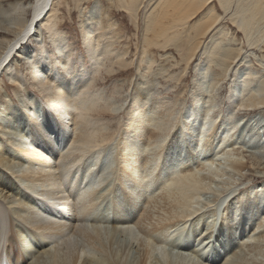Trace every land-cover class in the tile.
Segmentation results:
<instances>
[{
	"label": "bare ground",
	"instance_id": "obj_1",
	"mask_svg": "<svg viewBox=\"0 0 264 264\" xmlns=\"http://www.w3.org/2000/svg\"><path fill=\"white\" fill-rule=\"evenodd\" d=\"M54 1L30 0L26 6L29 17L22 21L17 11L23 7L18 3L13 8L14 18L3 16L7 19L3 29L15 31L12 38L1 36L4 47L0 52V70L11 63L17 48L26 46L24 42L32 27L36 29V25L43 22L54 50L53 63L60 66L62 72L50 69L48 60L52 55L44 53L41 44L35 52V56L43 55L40 65L35 66L31 56L26 58V65L29 69L34 67L30 78L36 90H44L48 103L40 108L28 99L32 106L30 104L26 116H17L15 108L7 106L6 117H0V141L7 145L0 146V245L4 242L7 218L16 217L23 221L15 224L16 236L22 249L31 245L32 253L24 251L36 255L33 264H129L128 248L134 245L138 254L136 264H152L154 259L163 264H217L219 261L223 264H264V181L239 187L244 184L243 178L248 179L245 171L249 154L258 163L249 164L259 166L256 154L264 153V132L260 136L252 134L251 128L242 134L237 132L241 122L253 125L254 129L264 121V116L258 117L259 111L264 113V0L148 1L152 4L145 10L141 50V58H147L143 61L146 67L143 71L137 70L143 81L136 84L134 100L128 105L122 134L116 141L112 137L115 132L109 133V123L89 122L86 113L100 106L95 100L80 99L82 88H87L80 86L85 74L68 68V46L60 41V34L56 35L55 17L49 16ZM144 1L119 0L134 25ZM214 1L220 12L212 5ZM222 14L229 16L228 22L241 32L242 43L234 34L229 36L223 28L217 29ZM87 16L91 22L84 38L89 59L98 64V58L103 57V61L113 50L108 46L100 48L101 40L108 33L99 21V4H94ZM243 44L250 50H263L258 63L260 72L248 67L249 61H245L248 58L242 56ZM168 45L175 48L180 60L172 55H167L170 57L167 60H173L171 66L182 63L183 69L176 76L161 68L156 70V75L172 81L171 88L176 87L181 73L199 60L191 93L192 104L188 109L186 106L173 108L181 106L178 99L153 96V90L148 89L153 87L152 83L146 89L145 83L149 81L145 75L148 77L155 64L149 49H164ZM246 53L248 51H244ZM114 57L115 65L125 66L120 53H115ZM210 69L213 77L205 80ZM11 78L15 84L16 77ZM226 78L231 83L227 101L232 108H228L225 115L218 108L224 103L218 102L217 92ZM171 88L164 86L167 91ZM76 108L81 110L79 120V115L72 114ZM122 109L120 101L110 111L117 114ZM102 110L106 112L108 108ZM235 114L243 116L238 121L233 117ZM248 133H251L250 147L246 145ZM53 134L55 137L51 140ZM258 172L264 176V167ZM103 182L109 188L100 191ZM32 193L54 203L63 202L60 215L68 223L49 221L56 216L55 211L42 202V212L53 214L48 216L47 222L45 216L38 214L39 204L35 201L40 200L31 197ZM108 201L112 210L111 229L100 224L106 222L104 202ZM92 217L100 223L88 225L87 219L92 221ZM107 229L112 238L119 235L127 240L125 248L117 238L121 248L112 250L111 247L108 254L104 245L109 234ZM62 234L64 253L60 254L51 247L52 243L50 249L48 244L61 240L59 235ZM75 234L98 247L94 250L90 246L84 252L83 247L87 246L74 240ZM191 239L193 244L189 242ZM110 240L109 245L114 246L113 239Z\"/></svg>",
	"mask_w": 264,
	"mask_h": 264
},
{
	"label": "rangeland",
	"instance_id": "obj_2",
	"mask_svg": "<svg viewBox=\"0 0 264 264\" xmlns=\"http://www.w3.org/2000/svg\"><path fill=\"white\" fill-rule=\"evenodd\" d=\"M29 1L30 0H0V52H1V49L4 47V46H2L3 44L1 45V43H4V41L1 40V36H4L5 38H12L14 31H15V29H14L12 31L6 32L3 29V28H5L4 24H6L5 20H7V19H3V16L8 17V19L14 18L16 15L13 13L14 12L13 8L16 7V4L18 3V4H20L19 5L20 8L23 7L17 11V12H19V14H18L19 20L22 21L24 19H28L30 12H29L28 7H26V6H27ZM148 1H150V0H147V1L145 0L143 5L139 8V10H138L139 19H137L136 25L133 24L132 20L130 19L129 14L120 6L119 0H118V4H117L116 0H81V2H79V3H78V0H55L51 6L53 12L51 13V15H49L50 14V12H49L45 16L47 18V16L49 15L51 18L55 17V19H56V29H55V31L57 32L56 35L60 34L61 35L60 41L63 43L66 42V44L68 46V47H66V52L69 53V55H68L69 56L68 68L70 69V71L79 72V73L83 72L85 74L84 76L81 77L82 79L84 78V82L82 84H80V86L87 87V88H82L83 95L80 96V99H89V101L95 100V102H97V104L100 106V108H98L96 111L86 113V115L90 119L89 122L90 123L92 122V124L94 122L95 123L103 122L104 124H107V125L109 123V125H108L110 127L109 133H111L113 131L115 132V134L113 133L114 135H112V137L114 138L113 141L118 140L119 137L121 136L120 134H122L123 125L126 121V113L128 111V105H129V103H131L134 100L133 94H134V90H136V84H140L143 81V80H141L140 76L138 75L137 70L140 69L141 71H143L146 67V65L144 64L143 61L147 60V58L144 60L141 58V50H142V37H143L142 28H143V22H145L144 17L146 16V13H147L145 10L147 8H149L152 4V2L148 3ZM94 4H99L100 12H101V19H99V21H101L103 29L107 30L106 33H108L107 36H105V38L101 40V42H100L101 47L100 48L108 46V47H110V50H113L112 53L110 55H107L108 57H105V59L103 61H102L103 57L98 58V60H97L98 64L97 63L94 64V61L89 59V55H90L89 48L87 46V41L85 40V38L87 37L86 31L89 29V24L91 22L88 19L87 12H89V13L91 12V9L93 8ZM212 5H214V7H216L217 12H220V8H219L218 3L216 1H214L212 3ZM81 10L83 11V13L80 14ZM47 11H48V9H47ZM228 18H229V16H224L222 14V19L219 21L217 29L223 28V30L225 32H228L229 36H232L234 34V36H236V38L238 40H240L242 43L244 41L243 35L241 34V32H239L236 29L235 25H232L228 22ZM192 22H194V21H192ZM109 26H111V28ZM14 27L15 26H13V28ZM32 28L33 29L31 30L28 38L26 39L27 41L24 42V44L27 42L26 46L23 45L21 47V49L17 48L16 51H14V55H12V57L14 56V58L11 61V63L7 67H5L7 65L6 64L0 70V117H1V119L3 117H6L5 113L7 111V106H11L12 108H15L14 110H15L17 116L20 115V116L24 117L27 115V112L29 111V108H30L31 103L29 100L32 101V104H38L40 108H42V106H44L48 103V101L44 98V90L43 89L41 91L36 90L35 82L32 81V79L30 78L31 72L34 69V67H32V69H29L28 65H26V58L28 56H31V59L33 60V64H35V66H36V64H39L40 58L43 56V55L42 56H35V52L37 51L38 47L41 44L45 48V49H43L44 53L46 52V53H49V55H52V52H54V50L52 48V43H50V41H49L50 40V38H48L49 34H47V31L45 30L43 22L38 23L36 25V29H34V26ZM91 36H92V34H91ZM243 46H244V50H243L242 56L243 57L245 56L246 58H248V59H245L246 62L249 61L250 65L248 67L252 68V70H254V71L260 72L261 70H260L258 63L261 61L263 50L262 49L261 50L253 49V48L250 50L246 47L245 44H243ZM239 47H242V44ZM244 51H248V53L244 54ZM15 52H16V54H15ZM115 53H120L122 55V57H123L122 60H123V63L125 64L124 67H120V66H117L114 64V62H115L114 54ZM149 53H150V58L155 61V64H153L152 69H150V73L148 74V77L144 74L146 77L145 79H148L147 81H149V83H145L146 89H147V85H150L152 83L151 85H153V87L150 86L148 89L153 90V91H151V94H153V96H155V95H159L162 97L168 96L169 99H171L172 101H174V100L176 101L178 99V101H179L178 103H181V106L173 107V108L180 109L183 106H186V108L188 109L189 106L192 104L191 93L193 92V86H194L193 81L195 79H197V77H196V74H197L196 66L199 64L198 63L199 60H195L194 63H191L187 67L186 71L183 72V74L181 73V76L179 77V82L176 85V87L171 88V85H173L172 84L173 82L170 81L169 79H168L169 81L165 80L162 76L156 75V73L161 68H166L168 72L170 71L169 73L175 74L176 76L181 72V70L183 69L182 63H179L177 65V66L180 65L179 67H177L175 65L171 66V64L174 63V62H172L173 60L172 61H171V59L167 60V58H170L167 55H172L173 57H175L176 60L179 61L180 57H179L177 51L175 50V48L172 45H168L164 49L163 48L158 49L155 47L154 48L150 47ZM49 58L50 59L48 60V63L50 64V69L53 70L54 72L61 71L62 68L60 66H58L57 64L53 63V62H55L53 55H52V57H49ZM202 58L204 59V57H202ZM129 60L132 61V64H128ZM44 62H47V60H45ZM262 62H263L262 64L264 65V61H262ZM110 68H111V70L113 68V70L111 71ZM106 70H108V71L110 70V72L108 73ZM210 71L211 72L208 73L207 79H205V80H209L211 77H213V73H212L213 70L210 69ZM46 72L49 73V71H46ZM11 77H14V78L16 77V79L19 82L16 80L15 81L16 83L13 84ZM156 82L160 83V84L156 85L155 84ZM205 83L207 84V82H205ZM164 86H170L171 89H169L167 91L164 89ZM230 87H231L230 79L226 78L225 81L223 82L222 86L219 88V91L217 92L218 102L224 103L221 106H219L218 108L221 111H223L225 115H226L225 111H227L228 108H232L231 102L227 101L228 96L231 93ZM179 91H183V92L181 94H179L178 93ZM18 95H20V96H18ZM21 99H23V101H21ZM120 101L123 104V109L121 111H119L117 114H113L110 111V108L112 106H114L115 103H118ZM22 102L25 106H22L23 105ZM74 103H75V101H73V104ZM32 104H31V106H32ZM167 105H168V103H167ZM233 106H234V104H233ZM102 108L104 110L106 108H108L109 111L106 110V112H104L102 110ZM186 108H184V109H186ZM80 113H81V110L79 111L76 108L74 110V113H72V114H75L77 116L79 115V117H78V120H79L80 119ZM255 113H256V111L254 113H252L251 115L253 116ZM39 114H40V112H39ZM258 114H260V115H258V117L264 116V113H260V111L258 112ZM251 115H249V116H251ZM241 116H243V115H236L235 114V116H233V117H237V119L239 121ZM75 120L77 121V118H75ZM225 120H226V118H225ZM48 123H50V120H48ZM225 123L228 124L229 122H225ZM231 124H232V121H231ZM44 126L46 127L47 124H44ZM250 128L252 129V132H251L252 134H254V135L258 134L260 136L264 132V121L261 123L260 126H257L254 129H253V125L248 124V126H247V124H244L243 122H241L240 125H238V127H237V132H238V134H242L243 132H247V129L250 130ZM25 129L27 130V128H25ZM72 130H73L72 133H74L73 135H75L76 132H74L75 131L74 127L72 128ZM52 133H54V130ZM251 133L250 134L248 133V135H246L247 142L249 141ZM73 135H71V136L68 135V136L73 137ZM0 136L2 137L1 134H0ZM243 136H245V133ZM54 137H55V134H53V136H51V140H54ZM28 140L29 139H27V142H30ZM262 140H264L263 137H262ZM246 145H248L247 147H250V146H252V142H250V144L248 142V144L246 143ZM0 146L2 148L4 146L7 147V145H5V141L4 142L0 141ZM245 149H247V148H245ZM74 155H78V153H76V154L74 153ZM256 155L260 159L259 166L250 165L251 164L250 162H252L253 164H258V163L254 162L255 161L254 158H251V155L249 154L247 157L248 169L245 171L246 173L244 172L246 174L245 175L246 179L247 178L248 179L247 180H244V178L242 179V181H244V184L245 183L246 184L240 185L239 186L240 189L244 188L246 186H250V185H258L264 181V176H260L261 174H259V172H258V170L261 169V167H264V153L263 152L259 153V154L257 153ZM104 159H106V158L103 157V161H104ZM103 165L104 164H102L100 167L102 168ZM91 180H92V178H91ZM107 181L109 182V180H107ZM87 182L89 183L90 180ZM107 187H108V184L103 182L100 191H102L103 189L105 190V188H107ZM22 190L25 194H28L25 191L26 189L22 188ZM64 196L67 197L66 192L64 193ZM31 197H34V198L40 200V202L35 201V204H39L37 209L39 210L40 213H38V214H40V215L42 214V217L45 216L44 219L46 218L47 222H48V219L53 214L48 215L47 213L42 212V210L40 208L42 205V202H45V205H48V207L50 208L51 211H55L56 216L51 217L52 219H49V221L51 220V222L53 221L56 223L61 222L63 224L68 223L67 221H65V219L63 220V217H61V215H60L62 213L61 210L63 209L60 207V204H62L63 202L60 203L57 201L56 203H54L53 201H50L47 197H44L42 195L33 194V193L31 194ZM109 197H110V195L106 196V199H109ZM67 202L69 203L70 199ZM67 202L65 201L66 204H67ZM108 202H104L106 207H107L105 214H104L106 222L105 223H100V221L96 222V221H94V218L92 217V219L90 218V220H92V221H89V219H87L88 220L87 222L89 223L88 225H91L93 223H95V224L100 223L103 226H106V228L111 229L112 224H113V222H112L113 221L112 220V210H111L110 202L109 203ZM69 215H71V214H69ZM46 216L47 217L50 216V217L47 218ZM18 220L19 219L16 217L7 218L6 232L4 233L5 238L3 240L4 242L0 245V260L1 261L3 260L2 262H4V263H2L0 261L1 262L0 264H33L35 261L36 255L31 256L32 254L28 255V254H26L27 252L24 251V250H28V253L29 252L32 253L31 252V250H32L31 245L27 248L22 249L20 244H19L18 238H17L16 233H15L16 232L15 228H17V226H15V224L16 225L20 224V222L22 223L23 221L22 220L18 221ZM97 220H99V219H97ZM12 222L14 223L13 225H12ZM85 222H86V220H85ZM7 224H8V226H7ZM24 227H25V225H24ZM27 227L30 228L29 230L32 233L33 230L31 229V227H29V226H27ZM28 228H27V230H28ZM108 229H107V231H108ZM68 232H70V230ZM108 232H109L110 236L108 234L107 240L113 239V241H111V240L110 241L112 243H114V244H112L114 246H111V245H109V243H110L109 240L108 241L106 240V244H105V240H104V245L106 247L105 249H107L108 254L111 251V249L112 250H114V249L118 250L121 248V246H120L121 244L117 245L118 240L124 244L122 246V248H125L124 246H125V244H127L126 243L127 240H125L123 237H122L123 239L120 238L119 235L116 238H112L111 232L110 231H108ZM216 232H218V231L216 230ZM71 234H72V232H71ZM126 234H128V233H126ZM60 238H62L61 239L62 241L59 240L61 242L56 241L57 242L56 243L55 241H53V242L50 241L49 244L48 243L47 244H48L49 249H50V245H51L50 243H52L51 247L53 249L55 247V250L57 252L59 250L58 253L63 254L64 253V251H63L64 250L63 249L64 248L63 240L65 239V237L62 234V235H59V239ZM116 239H117V241H116ZM74 240L78 241L82 245L84 244L85 246H87V248L83 247L84 252L86 250H89V248H91V247H93L92 249H94V247H95V249L98 247V245H96L95 243H93V244L88 243L86 241L85 237H80L78 234L74 235ZM27 241H28V239L25 241V244L28 243ZM54 242H55V244H54ZM58 242L60 243L61 246L59 245ZM84 242H87V244H85ZM189 242L191 244H193L192 243L193 239L189 240ZM56 244H57V246H56ZM59 247H61L62 249ZM53 249H51V250H53ZM128 249H129L128 254H127L128 263L129 264H136L137 263V257H138V254L136 251L137 247L135 249V245H134V246H132L131 249L130 248H128ZM172 251H174V250H172ZM205 254L206 253H204V256H205V258H207ZM154 260H153V262H155V263H152V264H156V263L163 264L164 263V262L162 263L159 260H156V261H154ZM217 264H223V263H222V261H219Z\"/></svg>",
	"mask_w": 264,
	"mask_h": 264
}]
</instances>
